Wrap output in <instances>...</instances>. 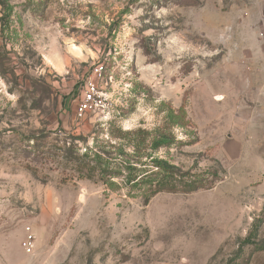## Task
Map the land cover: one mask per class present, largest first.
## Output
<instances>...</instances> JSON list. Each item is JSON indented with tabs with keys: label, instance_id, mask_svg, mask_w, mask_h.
I'll use <instances>...</instances> for the list:
<instances>
[{
	"label": "rangeland",
	"instance_id": "rangeland-1",
	"mask_svg": "<svg viewBox=\"0 0 264 264\" xmlns=\"http://www.w3.org/2000/svg\"><path fill=\"white\" fill-rule=\"evenodd\" d=\"M137 129L202 188L69 179L67 150ZM0 264H264V0H0Z\"/></svg>",
	"mask_w": 264,
	"mask_h": 264
},
{
	"label": "trees",
	"instance_id": "trees-1",
	"mask_svg": "<svg viewBox=\"0 0 264 264\" xmlns=\"http://www.w3.org/2000/svg\"><path fill=\"white\" fill-rule=\"evenodd\" d=\"M126 134L133 138L130 152L123 145L96 141L83 152L77 147L67 150L63 164L71 172L69 179L100 182L109 191L127 189V194L136 192L146 199L165 191L190 193L202 188L204 181L199 176L186 180V173L154 156V152L172 144L171 136L155 132L147 141L148 131L137 129Z\"/></svg>",
	"mask_w": 264,
	"mask_h": 264
},
{
	"label": "built area",
	"instance_id": "built-area-1",
	"mask_svg": "<svg viewBox=\"0 0 264 264\" xmlns=\"http://www.w3.org/2000/svg\"><path fill=\"white\" fill-rule=\"evenodd\" d=\"M106 106V96L99 90L97 82L91 78L86 79L74 106L75 118L80 120L90 114H99L105 110ZM23 247L26 252H31L33 248V236L31 234L27 235Z\"/></svg>",
	"mask_w": 264,
	"mask_h": 264
}]
</instances>
